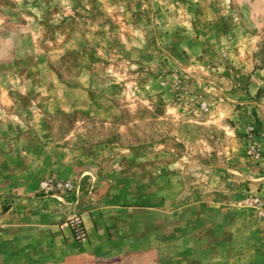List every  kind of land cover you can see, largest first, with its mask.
I'll use <instances>...</instances> for the list:
<instances>
[{"label": "rangeland", "instance_id": "rangeland-1", "mask_svg": "<svg viewBox=\"0 0 264 264\" xmlns=\"http://www.w3.org/2000/svg\"><path fill=\"white\" fill-rule=\"evenodd\" d=\"M67 135L128 153L159 264H264V0H0L2 212Z\"/></svg>", "mask_w": 264, "mask_h": 264}, {"label": "crops", "instance_id": "crops-1", "mask_svg": "<svg viewBox=\"0 0 264 264\" xmlns=\"http://www.w3.org/2000/svg\"><path fill=\"white\" fill-rule=\"evenodd\" d=\"M35 141L43 148L25 152L30 162L14 171L19 177L8 186L0 264H159L153 200L139 198L132 169L129 178L119 177L125 167L118 160L128 153L77 147L69 135L65 143ZM51 174L73 181L77 193L63 200L43 195L38 183ZM28 175L35 180L28 182ZM73 211L83 217V240L73 239L65 224Z\"/></svg>", "mask_w": 264, "mask_h": 264}, {"label": "built area", "instance_id": "built-area-1", "mask_svg": "<svg viewBox=\"0 0 264 264\" xmlns=\"http://www.w3.org/2000/svg\"><path fill=\"white\" fill-rule=\"evenodd\" d=\"M38 190L47 196L57 197L60 196V200H63V196L71 191L77 193V185L68 179H61L55 174H51L41 179L38 183ZM64 202V201H63ZM65 224L69 228L73 239L83 240L87 237V230L84 225L82 215L77 212H71L66 220ZM3 227V212L0 210V232Z\"/></svg>", "mask_w": 264, "mask_h": 264}]
</instances>
